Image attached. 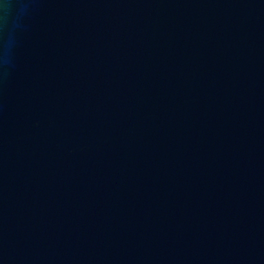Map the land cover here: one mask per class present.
<instances>
[{
    "label": "water",
    "instance_id": "water-1",
    "mask_svg": "<svg viewBox=\"0 0 264 264\" xmlns=\"http://www.w3.org/2000/svg\"><path fill=\"white\" fill-rule=\"evenodd\" d=\"M0 264H264V0H0Z\"/></svg>",
    "mask_w": 264,
    "mask_h": 264
}]
</instances>
